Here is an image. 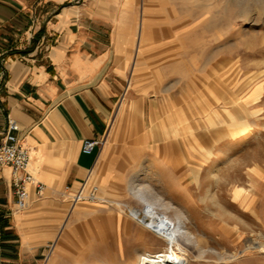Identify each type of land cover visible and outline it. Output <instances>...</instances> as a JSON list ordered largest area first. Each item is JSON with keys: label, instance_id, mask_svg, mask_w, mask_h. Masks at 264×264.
Instances as JSON below:
<instances>
[{"label": "rangeland", "instance_id": "374dc122", "mask_svg": "<svg viewBox=\"0 0 264 264\" xmlns=\"http://www.w3.org/2000/svg\"><path fill=\"white\" fill-rule=\"evenodd\" d=\"M144 5L151 21L125 70L142 99L117 111L126 135L168 153L159 168L140 155L124 184L97 178L104 200L70 209L76 190L65 189L64 218L39 264H135L165 248L147 232L143 242L128 216L148 195L171 203L158 205L170 219L177 206L189 218L195 237L180 249L189 264H264V0H137L141 15Z\"/></svg>", "mask_w": 264, "mask_h": 264}, {"label": "crops", "instance_id": "0c3cea01", "mask_svg": "<svg viewBox=\"0 0 264 264\" xmlns=\"http://www.w3.org/2000/svg\"><path fill=\"white\" fill-rule=\"evenodd\" d=\"M136 5L0 0V144L15 123L13 133L48 190L41 198L31 194L19 212L11 170L0 168V264L40 263L65 215L63 191H75L89 172L99 186L97 178L105 177L106 186L121 185L140 155L143 163L162 166L168 151L146 146V135H126L117 111L142 99L125 74L139 26L149 20L147 7L141 15ZM94 139L103 143L84 153V141Z\"/></svg>", "mask_w": 264, "mask_h": 264}, {"label": "bare ground", "instance_id": "6f19581e", "mask_svg": "<svg viewBox=\"0 0 264 264\" xmlns=\"http://www.w3.org/2000/svg\"><path fill=\"white\" fill-rule=\"evenodd\" d=\"M219 171L220 170L216 169L212 172V176H211L212 180H216L219 177ZM134 192L137 195L146 193L143 192L141 188L135 189ZM211 193L212 190L211 188H209L206 196L207 199L211 200L213 198L212 196L214 195ZM143 198L144 200H146L147 206L144 209H131L130 214L128 216L131 219V221L136 222L138 225L141 226L140 230L144 232L143 236H141L143 242L146 241L145 233L147 232L149 234L154 235L157 239L165 242L166 246L165 248L157 252H149L145 250L139 253L138 260L135 264H189L187 258L183 255L180 249L182 246V241H186L189 243L191 241L193 242L192 239H194L195 234L193 233L192 229L189 226V218L187 217L184 210L179 206L173 208L175 210V214H174L175 220H172L166 214H162L158 211V205L169 209L172 208L170 202L169 204L167 203V205L166 204L161 205L160 204L161 198L159 197L160 198L159 199L158 196L153 197L148 195V196H144ZM97 200H104V199L98 197Z\"/></svg>", "mask_w": 264, "mask_h": 264}, {"label": "built area", "instance_id": "2783aa9c", "mask_svg": "<svg viewBox=\"0 0 264 264\" xmlns=\"http://www.w3.org/2000/svg\"><path fill=\"white\" fill-rule=\"evenodd\" d=\"M18 130L15 123L9 122L5 141L0 144V168L8 167L11 170V184L15 197L16 210L21 212L27 209L31 194L37 198L43 197L47 186L39 181L32 170V157L29 149L19 144L17 136L13 133ZM103 143L101 139L85 140L82 151L92 153L95 147ZM99 186L91 182V172L80 184L68 200L70 209H74L83 202H94L98 198Z\"/></svg>", "mask_w": 264, "mask_h": 264}]
</instances>
